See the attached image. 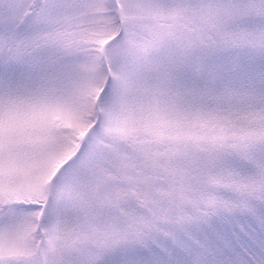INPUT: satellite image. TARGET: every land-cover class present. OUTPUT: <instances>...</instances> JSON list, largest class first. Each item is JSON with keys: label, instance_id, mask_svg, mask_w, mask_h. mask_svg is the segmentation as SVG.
Here are the masks:
<instances>
[{"label": "snow or ice", "instance_id": "snow-or-ice-1", "mask_svg": "<svg viewBox=\"0 0 264 264\" xmlns=\"http://www.w3.org/2000/svg\"><path fill=\"white\" fill-rule=\"evenodd\" d=\"M0 264H264V0H0Z\"/></svg>", "mask_w": 264, "mask_h": 264}]
</instances>
